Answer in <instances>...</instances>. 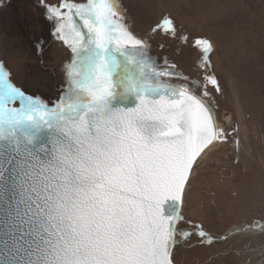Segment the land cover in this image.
<instances>
[{
  "label": "snow or ice",
  "instance_id": "1",
  "mask_svg": "<svg viewBox=\"0 0 264 264\" xmlns=\"http://www.w3.org/2000/svg\"><path fill=\"white\" fill-rule=\"evenodd\" d=\"M47 10L73 53L57 102L26 94L0 64V264H173L194 163L224 138L214 110L163 79L179 73L157 69L119 0ZM196 43L206 63L212 44Z\"/></svg>",
  "mask_w": 264,
  "mask_h": 264
},
{
  "label": "rangeland",
  "instance_id": "2",
  "mask_svg": "<svg viewBox=\"0 0 264 264\" xmlns=\"http://www.w3.org/2000/svg\"><path fill=\"white\" fill-rule=\"evenodd\" d=\"M62 2L0 0V64L16 87L49 105L66 91L73 59L71 45L56 33L59 20L47 10ZM119 11L157 69L179 73L163 79L191 86L224 134L218 148L198 158L186 184L174 264H264V232L230 234L235 226L264 222V0H119ZM165 17L174 33L164 31ZM198 39L212 44L206 63Z\"/></svg>",
  "mask_w": 264,
  "mask_h": 264
},
{
  "label": "bare ground",
  "instance_id": "3",
  "mask_svg": "<svg viewBox=\"0 0 264 264\" xmlns=\"http://www.w3.org/2000/svg\"><path fill=\"white\" fill-rule=\"evenodd\" d=\"M230 119V117H228ZM218 141H214L212 145H210L199 157L202 159L205 154L211 150H214L216 147L218 148ZM198 159V160H199ZM264 232V222L256 221L250 225H242V226H235L231 229L230 234H238V233H263Z\"/></svg>",
  "mask_w": 264,
  "mask_h": 264
},
{
  "label": "water",
  "instance_id": "4",
  "mask_svg": "<svg viewBox=\"0 0 264 264\" xmlns=\"http://www.w3.org/2000/svg\"><path fill=\"white\" fill-rule=\"evenodd\" d=\"M9 107H11V106H9ZM208 147H209V146H208ZM208 147H207V148H208ZM207 148H206V149H207ZM206 149H205V150H206ZM205 150H204V151H205ZM204 151H203V152H204ZM203 152H202V153H203ZM200 156H201V155H200ZM200 156H199V157H200ZM199 157H198V158H199ZM198 158H197V160H198ZM197 160H196V161H197ZM195 163H196V162H195ZM195 163H194V165H195ZM193 167H194V166H193ZM181 210H182V205H181V208H180V214H181ZM179 222H180V221L177 222L176 227H178ZM2 232H3V229L0 228V233H2ZM174 247H175V245L173 246L172 254H173V251H174ZM173 264H174V262H173Z\"/></svg>",
  "mask_w": 264,
  "mask_h": 264
}]
</instances>
